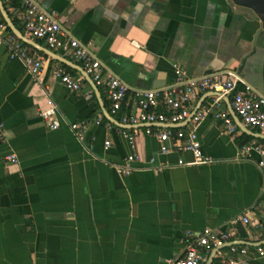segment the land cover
Segmentation results:
<instances>
[{
	"label": "crops",
	"instance_id": "obj_1",
	"mask_svg": "<svg viewBox=\"0 0 264 264\" xmlns=\"http://www.w3.org/2000/svg\"><path fill=\"white\" fill-rule=\"evenodd\" d=\"M2 1L16 27L36 42L21 40L28 53L41 57L42 70L34 78L0 45V264H176L205 227L223 230L244 215L250 221L238 226L237 240L264 241V164H258L264 157L255 151L237 155L250 141L264 148V130L239 120L230 135L220 120L208 117L197 135L212 163L178 165L179 158L191 160V153L160 154L155 133L189 129V118L174 123L178 127L121 120L138 110L133 89L173 83L176 63L191 76L236 70L264 96V24L251 8L232 0H40L46 10L57 11L66 31L90 44L104 71L131 87L112 114L105 87L95 90L79 70L56 59L62 52L28 35L13 5ZM60 66L80 79L77 90L54 77ZM210 95L199 94L191 111ZM51 107L60 121L56 129L40 115ZM220 109L229 111L225 98ZM155 111L171 112L161 100ZM72 122L84 127L83 141L70 130ZM125 133L141 155L135 167L153 156L168 168L118 175L114 165L131 151ZM11 153L15 162L7 159ZM247 246L236 264H264L257 252L264 243ZM218 250L230 255L227 246Z\"/></svg>",
	"mask_w": 264,
	"mask_h": 264
},
{
	"label": "built area",
	"instance_id": "obj_2",
	"mask_svg": "<svg viewBox=\"0 0 264 264\" xmlns=\"http://www.w3.org/2000/svg\"><path fill=\"white\" fill-rule=\"evenodd\" d=\"M13 5L17 14V19L21 22L23 30L36 39L45 41L46 47L50 50H60L62 56H71L81 62L82 68L90 76L96 86H103L106 89L109 99V108L112 114L117 113L125 103L126 94L131 87L118 75L110 70L104 71V65L90 49L89 43H83L72 36L60 24L58 13L55 10H46L40 0H5ZM5 44L8 48L9 58L18 59L26 67L27 71L35 78L42 70L41 57L30 54L24 48L22 41L15 36L7 27L6 23L0 21V45ZM175 80L173 83L153 89H133L137 97L138 110L134 114L123 115V123H161L174 124L190 119L191 128L179 127L176 129L165 127L155 133L159 142V152L166 155L170 152H189L192 159L184 161L179 158L178 165H198L210 164L213 159L206 156L201 148V143L197 135L198 125L208 117L220 120L225 127L227 134L236 131V124L225 109H220L224 103V98L228 97L231 109L236 116L246 125H251L264 130V96L256 93L254 89L245 82L242 75L236 70H221L206 73L200 76H191L181 64L174 65ZM67 89L77 90L81 81L75 78L64 67L60 66L52 71ZM210 92L211 100L201 104L194 113L190 109L192 100L199 94ZM171 110L169 114L156 112L155 108L159 101ZM46 119L47 125L51 129L60 126V121L56 117L55 107H51L40 112ZM70 130L78 141L84 140L85 129L80 124L72 122L69 124ZM146 133H150V128H145ZM131 151L124 157L122 164L114 165V170L120 176H127L135 170L145 169L161 172L168 168L167 162L156 161L151 156L147 159L142 168H137L134 163L141 160V155L135 151L134 137L125 133ZM110 147L109 140L104 141V148ZM255 151L264 157V148L256 144L255 141L243 143L238 147V157L243 158ZM11 162L16 161V155L11 153L7 156ZM260 166L264 160L258 162ZM248 215L239 216L230 221L229 227L218 230L205 227L196 238L186 245L185 251L176 264H205L208 254L214 249L218 250L223 245L229 249L230 255L225 256L216 251L214 257L216 262L211 264H236L239 257H243L248 252V246L240 244L236 238L239 235V225L249 223ZM258 255L264 254V249L257 247Z\"/></svg>",
	"mask_w": 264,
	"mask_h": 264
},
{
	"label": "water",
	"instance_id": "obj_3",
	"mask_svg": "<svg viewBox=\"0 0 264 264\" xmlns=\"http://www.w3.org/2000/svg\"><path fill=\"white\" fill-rule=\"evenodd\" d=\"M234 3L238 4V5H241V6H245V7H248V8H251L255 13L256 15L260 18V20L263 22L264 24V0H232ZM0 14L3 18V20L5 21L7 27L9 28V30L15 35L17 36L20 40L26 42V43H29V44H33L35 45L36 42H34L33 40L29 39L28 37L24 36L22 34V32L20 31V29L18 27H16L14 21L10 18V16L8 15V12L6 11L5 7H4V3L2 0H0ZM43 50H46L48 51L49 53H52V51H49L47 48L46 49H43ZM55 55V53H52ZM56 59H58L59 61H62L63 63L65 64H68L70 66H73L75 67L77 70H79L83 75L84 77L86 78L87 81H89V83L92 85L93 88H95V90H97V86L95 85V83L93 82V80L90 78V76L84 71V69L71 62L70 60L66 59L65 57H62V56H58L56 57ZM226 99V102L228 103L229 105V111H230V114L233 118L234 121H239V118L236 116V114L234 113V111L231 109V106H230V102H229V98L228 97H225ZM202 104V100L199 101L198 103V106L192 111V113H194L196 111V109ZM105 113H106V117L108 119H111L113 120L116 124L120 125L116 120H114L108 113L107 111L105 110ZM175 125V124H174ZM171 126V125H169ZM175 126H179V125H175ZM240 244H246V245H260L263 242H260L258 244H253V243H247L246 241H238ZM226 246V245H224ZM216 250H214L209 259L207 260V262L205 264H211L212 262V257H213V254Z\"/></svg>",
	"mask_w": 264,
	"mask_h": 264
},
{
	"label": "trees",
	"instance_id": "obj_4",
	"mask_svg": "<svg viewBox=\"0 0 264 264\" xmlns=\"http://www.w3.org/2000/svg\"><path fill=\"white\" fill-rule=\"evenodd\" d=\"M16 3H17V2L13 3L12 5H15ZM6 10H7L8 14L11 15V10H10V8L8 7V8H6ZM0 17H1V15H0ZM0 19H1L2 22L5 23V21L3 20L2 17H1ZM13 21H14V23H15L16 25H18V24H17V21H16L15 19H13ZM18 27H19V26H18ZM63 65H64V64H63ZM64 66H65V65H64Z\"/></svg>",
	"mask_w": 264,
	"mask_h": 264
}]
</instances>
